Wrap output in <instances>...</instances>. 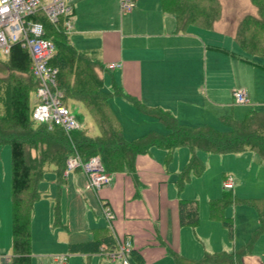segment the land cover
<instances>
[{"label": "crops", "instance_id": "0c3cea01", "mask_svg": "<svg viewBox=\"0 0 264 264\" xmlns=\"http://www.w3.org/2000/svg\"><path fill=\"white\" fill-rule=\"evenodd\" d=\"M84 1L69 0L68 2L70 13L64 17L70 22V28L67 30L68 37L71 36L69 40L77 49L91 53L102 64L103 69L98 72L103 79V86L104 73L108 72L110 80L106 82L107 91L119 92L109 97V103L121 124L122 134L120 111L114 110L113 103L119 108L126 109L135 121L136 119L146 121L157 130H149L129 140L123 134L126 141L133 142L148 133L168 132L157 118L142 111L139 105L147 109L159 108L168 111L184 125H211L216 117L233 115L234 109L227 101H222V98H226V95L232 97L234 88L244 87L248 92L251 109L264 110V56L245 50L237 41V33L243 18L247 15L257 16V8L251 0L249 1L254 10L238 18H234L231 14L224 16L222 1L218 0L220 15L208 29L196 25H187L185 28L179 26L172 14L162 10L160 0H135L139 7L135 6L130 12H124V14L118 9V3L112 2L106 7L111 9L110 16L103 13L101 8L98 14L85 10ZM88 25L94 26V29H90ZM203 31H209L206 32L207 37L204 36ZM77 37H80L81 43L84 37L92 39L90 43L82 46L79 43L78 46L76 45ZM112 62L120 63V66L108 69L107 63ZM232 102H234L233 97ZM156 120L161 123L163 129ZM179 151L181 154H178ZM154 153L161 156L162 165L171 163L168 170L174 176L172 183L176 194L171 197V208L166 210L161 200L158 201L157 210L151 208V204L148 203L144 204V208L135 207L134 199L140 198L138 187L142 185L137 176L138 170L141 164L149 162ZM196 154L201 158L204 170L199 175L191 174L189 181L180 191L177 190L174 180L177 173L189 161L191 152L187 147L175 148L169 158L165 149L152 146L147 151L136 155L132 171L124 167L110 172L108 183L97 191L86 188V179L80 168L71 171L70 181L80 184L83 190L90 191L96 197L102 223L93 220L89 224L88 218L82 222L80 219L75 228L69 224L60 223L63 226L62 229L67 232V236L62 238L64 241L62 245H66L65 251L69 255L76 254L81 257L99 255L100 264L102 257L106 258L104 264H107L109 260L106 255L82 250L72 251L70 248L71 244H89L93 238H99L102 233H105L116 238L130 237L133 248L130 264H132L131 258L136 259L139 264L143 263L148 248L153 247L159 249L162 255L168 256V260L163 264H177L174 259L176 254L189 259H198L205 253L235 252L248 244H237L235 240V228L237 230L239 220L236 217L234 224L231 213L227 210L229 205L220 211L222 217L231 220L232 233H229V229L222 225L220 214L216 212L213 218L210 216L209 205L212 199L223 197L226 200H235L234 202L238 200L248 204L252 209L254 208L257 219L249 225V221L242 217L241 222L243 225H248L249 234H254L260 223L258 210L261 204L258 201L263 198L257 196L251 198V195L237 191L239 181L234 175L239 172L235 170L238 166L241 167L240 171H249L250 165H255L258 171L264 174V161L251 150L239 153H209L196 150ZM211 160L221 162L218 168L222 170V183L226 177L234 173L232 174L233 188L229 192L223 188V185L222 190L217 188L212 191L210 186L205 188V177ZM159 171L163 175L165 170L160 166ZM62 175L63 177L59 178L56 174L58 181L66 180L64 172ZM79 175L82 177L81 181ZM201 181L204 183L202 189L206 192L202 201L195 193L197 188L192 186ZM119 188L122 190L117 195ZM233 190L238 196L233 195ZM76 196L80 197V194L76 193ZM180 198L197 201L199 221L196 226L179 224L177 203ZM247 198L254 200L253 204L243 201ZM104 205L109 206L114 214L111 226L102 212L101 208ZM53 209H57V203ZM255 223L256 227L253 228ZM50 234L52 235L53 232ZM57 240L51 243L58 242ZM11 255L12 252L10 255L0 252V262L9 264ZM65 260L66 256L64 260H60L59 257L52 259L56 264H66ZM116 261L121 264L120 260L116 259ZM262 261L263 255H256L249 251L242 255L238 262L235 261V264H264Z\"/></svg>", "mask_w": 264, "mask_h": 264}, {"label": "trees", "instance_id": "16d2710c", "mask_svg": "<svg viewBox=\"0 0 264 264\" xmlns=\"http://www.w3.org/2000/svg\"><path fill=\"white\" fill-rule=\"evenodd\" d=\"M164 12L172 14L178 25H196L210 28L220 15L218 0H160ZM257 8V16L243 18L237 33L238 43L251 53L264 56V0H251ZM43 26V35L55 44V52L50 63L58 68L57 85L63 92L65 103L69 99L81 102L96 123L99 133L90 135L82 126L68 134L59 126L37 123L31 118L30 94L34 93L38 82L31 72V58L28 51L19 44H12L4 62L0 76V144L10 147V203H11V250L9 264H31V208L39 196L38 183L45 167L56 166L59 178L63 177L66 158L75 151L82 159L98 155L110 173L127 167L134 168L135 157L152 146L162 147L170 158L177 147H187L191 152L189 161L177 173L174 184L178 191L189 181L191 174L199 175L204 170L196 150L209 153H239L245 150L256 152L264 161V110L251 109L243 118L231 114L222 115L221 122L226 129L218 130L211 125L188 126L179 123L168 111L141 105L142 111L157 118L167 129L165 134L148 133L138 140L126 141L122 128L110 103L109 97L117 90L106 91L99 70L103 66L89 52L77 49L69 40L65 29V18L51 23L38 10L29 16ZM132 100L133 97L129 96ZM78 121L80 120L76 117ZM81 121V120H80ZM79 121V122H80ZM32 150L36 153L32 154ZM168 158V160H169ZM229 191V190H228ZM235 201V200H234ZM253 204L254 200L243 199ZM233 201L212 199L210 216L217 212L221 223L232 233V223L221 216V209ZM178 221L181 226L194 227L199 221L196 200L178 199ZM57 216V210H55ZM259 226L253 235L264 231L263 203L258 210ZM89 244H71L72 251L98 252L99 246L111 249L115 238L102 233ZM251 249L248 242L235 252L218 251L205 253L198 259L174 255L177 264H235ZM132 253V252H131Z\"/></svg>", "mask_w": 264, "mask_h": 264}, {"label": "rangeland", "instance_id": "374dc122", "mask_svg": "<svg viewBox=\"0 0 264 264\" xmlns=\"http://www.w3.org/2000/svg\"><path fill=\"white\" fill-rule=\"evenodd\" d=\"M46 0H41L42 3H45ZM134 3V7L138 6V2L132 0ZM153 1V0H152ZM223 4L224 16L227 14H231L234 18H238L240 15L244 13L252 12L253 6L249 0H221ZM117 2L118 9L121 11V0H85L84 1V9L87 11L93 12V14L99 13V8L102 9L103 13L111 15V9L107 7V4ZM133 7V8H134ZM87 27V26H86ZM90 29H94V26L88 25ZM206 32L203 31L204 36L207 37ZM71 35V34H70ZM71 38V36L69 37ZM90 38L84 37V40L81 43L80 37H77L76 45L81 46L85 43H90ZM259 58V57H257ZM4 62L0 61V76H5V73L2 72V68H4ZM105 76V84L104 89L107 91L106 82L110 80L108 72L104 73ZM34 93L30 94V107L34 105ZM222 101H227L229 106H232L234 109L233 117L234 118H243L251 109V105L249 104H236L232 102V97L226 95V98H222ZM67 107L69 111L78 117L81 123V126L86 129V131L95 136L99 133V129L96 123L93 121L90 113L86 109V107L79 101L74 99H69L67 102ZM112 106L115 109H118L120 121L123 126V134L126 139H133L136 136H140L141 134L149 131L155 130L152 126L149 125L146 121H139L134 118H131L126 109L119 108L114 103ZM230 113V110H229ZM214 122L211 123V126L218 130L226 129L222 124L219 117H216ZM157 124H160L161 129L163 126L160 122L156 120ZM134 131L132 132V130ZM138 140V139H137ZM136 141V140H135ZM156 152V151H155ZM36 152L32 150V154ZM178 154H181L179 151ZM207 155V153H204ZM148 162V161H147ZM141 164L138 173V179L142 182L141 187H138L139 197L135 198L134 202H136V206L139 208H144V204H151V208L158 209V201L161 200L162 206L166 209L171 208V197L176 194L175 187L172 183L174 178L173 174L169 172L168 168L171 166L170 164L162 165V159L160 155L156 153L153 154V157L149 159L148 163ZM160 166L163 168L164 174L159 171ZM221 166V162L217 160H211L210 166L208 169V173L205 177L206 184L205 188L210 186V190L214 191L215 189H223L222 188V170L218 167ZM65 170V169H64ZM236 171L238 173H232L239 181V186L237 191L240 193H246V195H251V198L257 196L258 198H263L258 201V203L264 205V174L260 173L255 165H250L249 171L241 170V167L238 166ZM256 172V174H255ZM161 173V174H160ZM56 166L54 164H49L45 167L42 177L39 179L38 190L39 196L34 201L31 208V220H30V233H31V251L33 254L31 264H56L52 261L53 257L66 256V264H100V258L97 255L92 254L90 257H81L79 255L68 254L66 250V245L63 244L62 238L67 236V232L62 229L63 226L60 223H66L75 228L77 222H81L82 220L88 218L89 224L93 222V220H97L98 223H102V219L99 214V207L97 203L96 197L90 192L83 190L82 186L76 183H72L70 181L72 172H69L65 178L66 180L58 181L56 176ZM230 174L231 176H233ZM81 181V175L78 176ZM162 181V182H160ZM84 183V182H83ZM161 184V185H160ZM59 185V186H58ZM193 188H197V195H199L200 201H202L205 191L203 188L204 183H198ZM122 188H119L117 192L120 194ZM236 190V188H234ZM233 195H237L234 193ZM217 191V190H216ZM228 191V190H227ZM229 192V191H228ZM80 194V197L76 196ZM238 196V195H237ZM138 200V202H137ZM199 201V203H201ZM57 203V216L54 214L53 206ZM228 213H231L232 219L234 220L237 217L239 220L238 228H235V240L237 244H244L250 242L251 249L253 254L263 255L264 261V233H260L257 235L249 234L247 231L248 225L242 224V217L249 221V225L256 221V214L253 211L252 207L248 204L246 205L242 201L232 202L231 205L227 206ZM53 209V210H52ZM135 209V208H134ZM251 212L250 214H248ZM264 212V206H263ZM255 214V215H254ZM55 216V217H54ZM256 227L255 226L253 228ZM252 228V229H253ZM50 232H53L51 235ZM255 233V232H254ZM58 239V240H57ZM57 240L58 242H53ZM102 246V245H101ZM99 246V249L100 247ZM65 251V252H64ZM147 256L144 257V262L141 264H163L168 260V256L162 255L159 249L148 248ZM0 252L4 254L10 255L11 250V203H10V147L8 143L0 144ZM162 252L164 250L162 249ZM98 253V252H97ZM101 254L102 253H98ZM107 257V256H106ZM103 260L101 264H104L105 257H102ZM108 258V257H107ZM109 260L107 264H118L116 260ZM262 260V259H261ZM262 261V262H263ZM132 264L137 263L136 259L131 258ZM0 264H3L0 262Z\"/></svg>", "mask_w": 264, "mask_h": 264}, {"label": "built area", "instance_id": "2783aa9c", "mask_svg": "<svg viewBox=\"0 0 264 264\" xmlns=\"http://www.w3.org/2000/svg\"><path fill=\"white\" fill-rule=\"evenodd\" d=\"M69 0H0V58L8 55L12 44H19L26 49L31 58V72L38 82L34 91V105L31 118L37 123H46L61 127L65 133L80 128L81 124L73 115L64 101L63 92L57 85L58 68L50 63L55 52L54 42L44 37L43 26L29 16L41 10L48 21L55 24L60 18L70 13ZM134 7L132 0H121V11L130 12ZM66 31L70 22L65 18ZM120 66V63H107L108 69ZM233 101L236 104H249L248 92L244 87L232 90ZM80 168L85 176V186L88 190L97 191L109 181V173L98 155L82 159L75 151L65 160L64 174ZM223 188H233V177L223 180ZM102 212L109 226L114 214L109 206L104 205ZM115 238V246L111 249L101 246L98 253L106 255L112 260H120L121 264H130L133 250L132 240L128 236ZM64 260L65 256H60Z\"/></svg>", "mask_w": 264, "mask_h": 264}]
</instances>
